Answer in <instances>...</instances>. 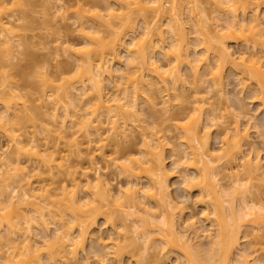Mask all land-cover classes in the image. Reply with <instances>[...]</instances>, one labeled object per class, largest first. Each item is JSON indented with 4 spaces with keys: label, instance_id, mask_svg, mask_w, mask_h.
<instances>
[{
    "label": "bare ground",
    "instance_id": "bare-ground-1",
    "mask_svg": "<svg viewBox=\"0 0 264 264\" xmlns=\"http://www.w3.org/2000/svg\"><path fill=\"white\" fill-rule=\"evenodd\" d=\"M210 2L214 3V13H220L219 16L222 17L215 16L221 25L218 23L215 25L216 21L210 23L214 17L211 16L210 18L209 14H205L200 0L189 1L185 6L190 19L193 20V27L197 28L198 36L200 35V38L198 37L200 40L197 39L199 42L197 41L198 43L195 45H203L201 51H194L195 46L187 40L184 11L180 10V4L183 3L180 0H169L170 4L167 0H101L100 3H91L89 7L82 4L87 8L79 5L81 6L77 11L79 15L76 14L79 17V22L80 20L82 22L79 24L77 19L74 22H78L77 24L80 25H78L80 28L77 26L76 30L80 31L81 37H84L82 38L84 44H77L78 42L77 45L71 44L61 38L59 40L61 42L58 41L59 44L54 46L57 51L61 50L69 58L74 59L73 63L76 64L74 69L76 67L78 71L76 70L75 77L69 78L64 76V73L71 71L69 69V71L61 72L64 75L57 74L56 76L61 77L57 78V81L61 80L60 84L48 83V80L51 81L48 76L47 78L50 79L45 80L47 86L52 84L49 86L56 89L52 93L53 96L56 95V97L54 96L55 99H49L53 105H51L53 109H50L53 111L51 114L48 113L50 117L47 116L50 121H47L46 126L41 127L43 131H47L45 135H49L47 139L44 136L47 143H40L37 131L28 133V125L35 122V116L31 108L32 105H27L26 101L21 107L17 106L19 103L17 100L24 98L23 94L15 93L17 92V85L12 84L15 87L10 85L9 88L8 85H5L6 89L4 86L0 88V104L3 107L0 108V139H5L4 146L2 147L0 144V264H44V261L45 264H92L84 252V255L87 256L80 260L78 250L84 251L89 236L97 232L95 228L99 219H104V224L111 227V233L105 240L102 237L103 234L98 235L96 239L92 236L98 250L94 249L96 253L93 251L91 257H94V261L98 262L97 264H123V255L126 253H129L131 259H134L135 264H141L139 257L148 255L150 249L155 252V249H167L166 254L168 255L174 251L178 253L174 262L168 261L165 264H180L181 262L183 264H211L215 261H217L215 264H251L252 258L249 259L248 254L246 256L241 251L238 252L240 240L242 241L245 237L243 235L241 237L240 233L243 234V227L246 232L252 230L245 235H251L250 237H253L254 241L250 240L254 243H257L255 239L259 241L262 239L259 232L264 229V202L260 200L261 198H257L259 194L256 195L257 197L255 196L256 198H252V194L253 192H255L254 194L257 193L256 189L264 188V169L259 157L251 156L250 151L246 154L248 143H251L248 135L250 129L244 125L245 128L240 126V118L234 119L233 124L231 122L226 124L227 116L223 112L220 115L217 112L219 109L216 110L209 106L208 102L206 103L205 100L195 96V100H200L197 101L198 103H194L193 110L196 112L186 117L184 121H180L179 126L182 129L181 135L179 134L181 136L180 143L178 146H171L172 165L174 168L182 167V170L176 169L177 171L170 172L165 166L166 158L164 156V146L170 145V142L164 139L165 143L161 141V138L167 134L160 135L161 131L158 134L151 131L147 132L150 125L144 121V117L141 118V121L138 116L140 110L137 109L136 101L139 96H142L145 98L142 100L147 101L148 104L146 101L145 104L149 108L151 107V110L160 107L164 110V115L171 112L168 117L167 114L165 115L167 117L165 120L173 122L176 114L175 116L172 114L169 105L170 109H168L167 103L171 101V97L169 98L171 94L168 91L170 92L169 88L171 91L175 89L176 94L173 92V95L178 96H174L175 100L182 96L177 95L178 92L180 94L177 89L180 90V86H184V78L179 69V65L184 63V65L189 66L187 68L190 69L191 67L190 70L194 71V76L201 74L200 70L203 67L205 69L203 74L206 77L208 75L209 80H207L210 87L219 92L223 91L224 67L226 64H230L233 71H239V75L237 74L239 79L241 77L243 82L250 81V84L256 86L253 90V92L257 90L254 92V94L256 93L254 99L259 101L260 108L264 111V52L262 55L264 50L260 51L259 56L258 49H255L256 45L259 47V43L264 41L260 38L261 34L264 36V9H261L262 14L259 12L260 6L264 5V0H210ZM4 4L5 0H0V38L2 37V40L0 39L2 44L0 45H6L1 50V53L3 51L2 60L5 64L8 62L11 65L18 54L22 53H18V50L24 48L22 44L24 42H20L22 37L19 40L17 38L20 33L17 36L18 34L13 31L15 30L13 27L18 26L19 21L24 18L17 17L18 14H14V12H8ZM167 4L170 5L169 8L166 7ZM58 6L56 5L57 9L55 8L54 15L59 13L61 16V11H66V6L64 5V10L61 4ZM240 14L242 20L239 18V16L241 17ZM249 15L251 17L248 18ZM62 20L64 21V18ZM83 20L89 24L85 25ZM223 20L225 24L222 23ZM96 21L100 24H97ZM247 21L251 22V24L249 22L250 26L247 25ZM135 22L142 23V27L144 26L143 34L140 32L142 37L140 36L138 41L136 39L139 36L133 38ZM246 25L248 28H244ZM100 26H108L111 31L104 35ZM166 29L170 33L172 43H167V38L164 36L167 34ZM8 31L15 34L11 33L12 37H10ZM6 32L8 33L6 34ZM130 33L132 38H129ZM14 35H16L17 42L13 38ZM257 38H260V41ZM229 39L235 40L237 43L241 41V44L244 42L245 45H248V41H253V48L246 46L247 50H238L239 54L235 57V52L229 50ZM21 40L23 41V39ZM187 41L192 45L195 54L190 53L191 46ZM244 44L243 46H245ZM121 47L126 51L127 64L123 66L122 62H118L121 65L115 67L116 63L114 62L120 61L119 50ZM250 49L254 50L253 53ZM156 54V57L158 55L164 57V62L167 63L158 62L155 59ZM200 54L201 56H199ZM212 61L214 64L211 63ZM126 67L134 69V71L125 72ZM125 76L127 77L125 78ZM123 78H125L124 83L126 81L127 83L125 88L123 87L124 91H122L121 96L106 92V85L111 84L110 86L114 89L122 84L119 82ZM51 95L46 97L50 98ZM159 97L163 100H158ZM48 98L44 97L43 103L37 109L41 111L49 107ZM90 107L93 108L91 112H89L90 110L87 111ZM216 112L219 114L218 116ZM39 114H42V111ZM44 114L48 115L47 110L44 111ZM134 117L136 121L140 119L137 124L133 120ZM116 118L122 120L121 125L118 124L119 121ZM175 120L174 127H178L176 125L178 121L176 120V123ZM105 123L114 124L110 128L113 130L112 133L116 134L112 136H116L117 140V135L126 134L125 136H128L131 127L132 129L138 127L142 129V132H146V135L142 136L143 139L141 138L143 150L140 148V156L142 158L129 157V159L117 164L115 158H112L111 162L106 155L99 154L105 169L108 170L114 163L118 170L117 175L127 179L126 185L119 186L118 189L111 188L108 174L107 180L105 177L103 178L106 173L102 175L99 172L102 167L100 168L101 161L98 160L99 158L97 159L98 153L103 152L107 146V143L104 142L105 135L103 133L107 132L104 129L107 125ZM215 125L220 129L222 127L221 130L224 131L223 137L220 132L222 147L218 150L221 151L219 154H216L210 146V129ZM128 126L130 129L127 131ZM170 130L168 129L169 132H172ZM217 132L219 133L218 129ZM26 135L31 137L28 138ZM50 136H54L53 140L55 138L59 141L63 140L61 142H64L66 148L64 146L65 149L63 147L58 149L57 143L56 145L53 144L54 148L51 147L52 140L50 139L52 137L49 138ZM78 136H81L82 140ZM42 154L46 156L44 157ZM31 156L32 158L34 156L41 158L38 166L31 168L34 169L35 175L32 177L29 175L31 171H26L24 162L21 163L24 158ZM71 157H75L76 161H72ZM59 159L61 161H58ZM83 164L86 165L83 166ZM217 168L221 174L216 171ZM241 168L242 171L239 172ZM36 169H38L37 174ZM92 170L94 172H91ZM142 171L144 175L141 174ZM241 173L245 176H242L244 177L243 180ZM218 174L222 175L221 179H227L226 183L229 179L230 182L228 183L230 188L233 185L232 189H229L228 185L220 183V179H217ZM174 175L184 184L185 190L191 191L197 187L200 195L198 198L202 200V203L205 200L204 210L202 209L203 213L201 214L207 221L209 228L203 230L207 233L206 235L203 231L200 232L211 239L209 242L211 247L208 252L207 249L206 251L203 250L204 255L201 254L202 252L198 256L193 254L191 251L193 248L191 249L190 245L191 240H188V234H186L187 229L192 227L191 232H194L193 234L197 238L198 235L201 236L195 221L188 220V226L184 224V227L181 226L182 228L177 226L178 205L169 194L166 184L168 177ZM58 176L62 178L55 179ZM33 177H39V180L33 183L30 181L32 180L30 178ZM142 179L146 182L144 183ZM45 180L51 181V183L47 181L49 185H46ZM56 181L61 185L58 184L57 188H51L52 184L57 183ZM16 183L17 185L19 183L21 188L20 185L16 187ZM18 188L20 189L18 190ZM252 188H255L254 191ZM54 189L56 191L59 189L60 194L58 191L55 193ZM248 196L251 199L248 200ZM54 197L56 198L54 199ZM223 197L227 198L223 199ZM203 198L206 199L203 200ZM46 214L49 216L47 217ZM130 221L132 224H130L131 226L128 224V227L127 223ZM188 221L184 220L183 223ZM50 223L56 225L53 227L55 232L53 231L54 234L51 235V239L50 235L45 233L50 230V225H53ZM117 223L120 225L117 226ZM120 227L124 228L123 231L119 230ZM184 228L185 230H182ZM247 228H249L248 231ZM38 229H40L39 232H37ZM128 230L132 231L133 234L129 235ZM40 232L45 236L47 235L46 238L48 239H45L48 243L45 242L44 238H42L44 241L39 243L40 238L37 235ZM42 237L44 236L42 235ZM202 239L201 241H203ZM48 240H52L53 243L51 241L49 243ZM37 243L44 244L46 248ZM260 243L262 242L260 241ZM138 245L141 248L136 251ZM93 247L95 246H92V249ZM3 248L6 252H3ZM41 253L45 255V258L41 256ZM208 253L211 254L209 257H216L217 260L214 259V261L211 257L210 259L207 256ZM178 255H181L184 261H181L182 258ZM144 257L142 256V258ZM207 258H209L208 261ZM152 260L154 261L155 258ZM152 260H149V263L153 264ZM210 260H212L211 263H209ZM263 262L257 264H263ZM156 263L161 264L162 262Z\"/></svg>",
    "mask_w": 264,
    "mask_h": 264
},
{
    "label": "rangeland",
    "instance_id": "rangeland-1",
    "mask_svg": "<svg viewBox=\"0 0 264 264\" xmlns=\"http://www.w3.org/2000/svg\"><path fill=\"white\" fill-rule=\"evenodd\" d=\"M59 1H61V2H59ZM168 1V4H170L169 3V0H167ZM183 4H180V10L181 11H184V22H185V27H186V29H185V32H186V34H188L187 35V40H189V42L192 44V45H194L195 46V48L196 49H194V51H199L202 47L201 46H203V45H201V46H197V45H195L196 43H198L199 42V38H200V35L198 36V31H196L197 30V28L195 29L193 26V24H192V21L193 20H191L190 19V17H189V14L187 13V9L185 8V6H187V2H189V1H192V0H180ZM206 1V2H205ZM96 2H101V0H5V6H6V8H7V11L8 12H10V13H13L14 12V14H18V15H16L17 17H19L20 16V18L21 17H23L24 19H22V21H19V25L18 26H15V28L13 27V29H15V30H13L16 34H18L17 36H19V33H20V36L19 37H17L18 38V40H19V38L20 37H22L21 39H23V41L20 39V42L22 43V42H24V43H22L23 44V47L24 48H22L21 50L19 49L18 51V53H20V52H22V53H20V54H18V57L12 62V64L11 65H9L8 64V62H7V64H5L4 63V60H2V55H3V51H2V53H1V50H3V48H4V46H6V45H0V88L2 87V86H4L5 87V89L7 88L5 85H8V88L10 87V85L11 86H13V87H15L14 85H12V84H16L17 86H16V88H17V92H15V93H17V94H23L24 95V98L22 99V100H17V102H19L18 104H17V106H19V107H21V105L24 103V101H26V103H27V105L29 104V105H32L31 106V108H32V110H33V115L35 116V122L33 123V124H30V125H28V128H27V131H28V133H33L34 131H37V136H38V140H40V143H47L46 142V140L44 139V136H46L45 134H47L45 131H43L42 129H41V127L42 126H46L48 123H47V121H50V120H48V118L50 117L49 115L51 114V112L53 111H51L50 109H53V105L51 104V102H50V100L51 99H55V97H56V95H54L53 96V94L52 93H54L55 92V87L54 88H52L53 86H49V85H52V84H49L48 86L45 84L46 82H45V80H48V79H50L51 78V81H49L48 80V83H55V84H60L61 83V80L60 81H57L58 79V77H60V76H56L57 74H59L60 75V73L63 71H67L68 69L69 70H71V71H69V72H67V73H64V74H62V75H64L65 77H75V73H77L76 72V67H75V69H74V66H76V64H75V62L73 63V61H74V59L72 60V58L70 57H68L67 55H65L61 50V52L60 51H57L55 48H54V46H57V45H55V44H59L61 41H59V40H61V38L63 39V40H66V42L68 41V43H71V44H76L77 42V44H79V43H82V44H84L83 43V39L82 38H84L83 36L81 37V35H79V32L76 30L80 25L79 24H81V20H80V22H79V20H78V15H79V13H77V11L79 10V7H81V6H83V5H87V7H89V5H91V3H96ZM200 2H201V5H202V9H204V11L206 12L205 14H209L210 15V18H211V16H213L214 17V20H212V22H210V23H213V21H216V23H215V25L218 23L217 22V18L215 17V16H219V14L220 13H214L215 11H214V3L213 2H210V0H200ZM63 3V4H62ZM21 4H24V5H21ZM62 5L63 6V10L65 9V6H66V11H61L62 12V15L64 16H60L59 15V13H58V15H54V13H55V10L57 9L56 8V5L58 6V5ZM83 4V5H82ZM168 4L166 5V7L167 8H169L170 7V5L168 6ZM185 4V5H184ZM264 4V3H263ZM65 5V6H64ZM79 5H81V6H79ZM104 5V4H103ZM59 7V6H58ZM83 7H86V6H83ZM86 7V8H87ZM56 8V9H55ZM264 9V5H262V6H260V9H259V12L262 14L263 13V11L262 10ZM60 12V13H61ZM79 12H81V11H79ZM201 12H203V11H201ZM66 14V17H65V14ZM78 15H77V14ZM82 13H83V11H82ZM9 14V13H8ZM76 15H77V18H75L76 17ZM241 15V14H240ZM7 16V15H6ZM68 16V17H67ZM220 17V16H219ZM248 18L249 17H251L250 15L249 16H247ZM61 18V19H60ZM64 18V21L62 20ZM67 18H68V20H67ZM216 18V19H215ZM220 18H222V17H220ZM220 18H218L220 21H222V19H220ZM239 18H240V20H242L243 18H242V15H241V17L239 16ZM77 19V21L79 22V24H77V23H75L74 21ZM105 20H106V18H105ZM117 20V19H116ZM250 20V19H249ZM84 21V20H83ZM99 21V20H98ZM138 22H139V20H137ZM136 21V22H137ZM210 21V20H209ZM219 21V22H220ZM85 22V21H84ZM100 22V21H99ZM97 23V21H96V23L97 24H100V23ZM135 22V28H134V33H133V38H134V36L136 37H138V39H136L137 41L138 40H140V36H141V33L140 32H142V34H143V31H144V26L142 27V23H136ZM141 22V21H140ZM250 22V21H249ZM249 22L247 21V25H249L250 26V24H251V22H250V24H249ZM75 23V25H72V24H74ZM87 23L88 22H85L84 24L85 25H87ZM222 23H224V20H223V22ZM241 23H242V21H241ZM89 24V23H88ZM219 25H221V22L220 23H218ZM217 24V25H218ZM225 24V23H224ZM79 25V26H78ZM103 25H105V24H103ZM247 25H246V27H244V28H248L247 27ZM75 26H76V28H75ZM78 26V27H77ZM101 27V30H102V33L104 34V35H106L108 32H110L111 31V29L108 27V26H100ZM108 27V28H107ZM80 28V27H79ZM218 29H219V26H218ZM81 30V29H80ZM248 30V29H247ZM83 32H84V30H82ZM88 31V30H87ZM86 31V32H87ZM90 31V30H89ZM9 32V33H8ZM8 32H6V34L8 33L9 34V36L10 37H12V34H15V33H13V32H11V31H8ZM165 32H167V29L165 30ZM247 33H248V31H246ZM12 33V34H11ZM11 34V35H10ZM82 34V33H81ZM89 34V33H88ZM110 34V33H109ZM135 34V35H134ZM140 34V35H139ZM83 35V34H82ZM262 35V34H261ZM260 35V38H262L263 40H264V36H261ZM264 35V34H263ZM8 36V37H9ZM15 37H13L14 38V40L17 42V38H16V35H14ZM108 36V35H107ZM164 36H165V38H167V43H169V42H171L172 41V39H171V36H170V33H168L167 32V34L165 35L164 34ZM106 37V36H105ZM108 37H110V36H108ZM107 37V38H108ZM136 37V38H137ZM142 37V36H141ZM199 37V38H198ZM2 38V37H1ZM0 38V39H1ZM4 38V37H3ZM65 38V39H64ZM129 38H132L131 37V33H130V36H129ZM260 38H257L258 39V41H260L259 39ZM58 39V40H57ZM170 39H171V41H170ZM197 39H199V40H197ZM2 40V39H1ZM0 40V41H1ZM4 40H5V38H4ZM13 40V41H14ZM55 40H56V42H55ZM85 40V39H84ZM130 40V39H129ZM249 40H251V39H249ZM58 41H59V43H58ZM86 41V40H85ZM198 41V42H197ZM230 41V42H229ZM229 41H228V47H229V50L231 51V52H235L234 53V56L235 57H237V55L239 54L238 52L239 51H243V50H247V48H246V46L248 47V48H253L252 46H253V41L251 42V41H248L247 42V44L249 45H245L244 44V42L241 44L240 42L241 41H238V43H237V41H235V40H231V39H229ZM19 42V41H18ZM188 42V41H187ZM188 42V44H190ZM263 43H259V47L256 45V47H255V49L257 50V51H259V52H257V51H255V52H257V53H259V56H260V51H262V50H264V41H262ZM172 43V42H171ZM236 43V44H235ZM250 43H252V44H250ZM0 44H2L1 42H0ZM76 44V45H77ZM189 45V46H191V50H190V53L191 52H193V47H192V45ZM200 44V43H199ZM238 44H239V46H238ZM241 44V45H240ZM243 44L245 45V46H243ZM24 45H26V46H24ZM169 45H171V44H169ZM255 45V44H254ZM166 46H168V45H166ZM197 46V47H196ZM261 47V48H260ZM244 48V49H243ZM246 48V49H245ZM121 50H119V54H120V56H119V58H120V61H117V62H114V63H116L114 66L115 67H118L119 65H121V64H123V66H126V64H127V61H126V51H125V49L124 48H120ZM242 49V50H241ZM125 52H124V51ZM239 50V51H238ZM249 50V49H248ZM251 50V52L252 51H254L253 49H250ZM201 51V50H200ZM58 52H60V53H58ZM254 52V53H255ZM263 52L264 51H262V55H263ZM194 54H195V52H193ZM201 53V52H200ZM232 53V54H233ZM237 53V54H236ZM253 53V52H252ZM158 54V53H157ZM157 54L155 55V59H157V61L158 62H161L162 63V61L164 62V57H162L161 55H158V57H156L157 56ZM258 55V54H257ZM199 56H201V54L199 55ZM199 56H198V58H199ZM4 57V56H3ZM211 57H212V55H211ZM210 57V59L212 60V58ZM163 58V59H162ZM4 59V58H3ZM165 59H166V57H165ZM6 61V60H5ZM118 62H122L121 64H119ZM113 63V64H114ZM164 63H167V62H164ZM163 63V64H164ZM195 63V62H194ZM211 63H213L214 64V61H212ZM75 64V65H74ZM185 64V63H184ZM184 64H182V65H179V69H180V73H181V75H182V77L184 78L183 80H184V86H180L181 88H180V90L179 89H177L178 91H180V94H179V92L177 93V95H182V96H179L180 98H177L176 100H175V97H178V96H175V95H173L174 93L173 92H175V89L173 90V91H171V88H169V90H170V92L168 91V93L169 94H171V96L169 95V98H170V100L172 101V103H171V101H170V103L168 102L167 103V106L169 105L170 107H171V111H172V114L175 116V114H176V116H175V118H176V120L178 121V123H177V121L175 120V118H174V120L176 121V125H178V127H174L175 126V123H174V120H173V122L172 121H169V120H165L167 117H168V115H170L171 114V112H168V113H166L167 114V117L164 115V110L163 109H161L160 107L159 108H155V109H153V110H151L146 104H145V101H143L145 98H143L142 96H139V99L136 101V103H137V109H139L140 111V115H138L139 117H140V119L142 118V117H144V121L145 122H147L148 123V125H150L149 126V128H148V131L147 132H153L154 134L155 133H159V131H161V133H160V135L161 134H167V135H164L162 138H161V141H169L170 142V145L169 144H167V146L169 145V147H167L166 145L164 146V156H165V161H166V163H165V166H166V168H168L167 170L168 171H170V172H172L173 170L174 171H179V170H182V167H176V168H174V166L172 165V162L171 161H173L172 159V154H171V146H178L179 145V139H180V137L181 136H179V134L181 135V132H182V129H181V127L179 126L180 125V121H184L185 120V118L186 117H188V116H191V115H193L196 111H194L193 110V106H194V103L196 104V103H198L199 101L198 100H195L197 97H200L201 98V100H205L204 102H208V105L209 106H211V107H213V108H215L216 110L217 109H219V111H217L220 115L222 114V112L227 116L226 117V119L227 120H225V121H227V123L226 124H228V123H232V121L233 122H235L234 121V119H237V118H240L239 120H240V126L241 127H248V129H250V130H248L249 131V140H250V142L251 143H248L247 145H248V149H246V147H245V149H246V151L248 150V152H246V154H248V153H250L251 152V156H253V157H259V159H260V161H261V164H262V168L264 169V111L262 110V108H260V103H259V101H257L256 100V98L254 99V96H255V94H254V92L255 91H257V90H255L254 92H253V90L255 89V87L256 86H254V84H250V81H248V79L246 80L245 79V76H243V78L246 80V81H248V82H243V79H241V77H240V79H239V71H237V72H235V71H233L232 70V66L230 65V64H226L225 65V67H224V74H223V77H224V80L222 79V83L224 82V85H222V92H219V91H216L214 88H211L210 87V83H209V79H208V75H207V77L206 76H204V74H203V72H205V69L202 67V69L200 70V73L201 74H199L198 76L196 75V76H194V74H193V70H190L191 69V67H190V69L189 68H187V67H189V66H186V65H184ZM118 65V66H117ZM114 67V68H115ZM78 71V70H77ZM129 72V73H131V72H133L134 71V69H131V68H127L126 67V71L125 72ZM117 73V72H116ZM126 74V73H125ZM193 74V75H192ZM238 74V75H237ZM206 75V74H205ZM241 75V74H240ZM47 76L48 77H50V78H47ZM55 76H56V78H55ZM44 77V78H43ZM63 77V76H62ZM127 76H125V78H126ZM46 78V79H45ZM61 78V77H60ZM125 78H123V79H121L122 81H120L119 83H122V84H120L119 86H117L116 88H114L113 89V87L112 86H110L108 83V85H106V92H108L109 94H111V93H116V95L118 94V96H121L122 95V91H124L123 89L125 88V86H126V83H127V81H126V83H124V79ZM208 79V80H207ZM56 82H55V81ZM127 80V79H126ZM242 81V82H241ZM248 83V84H247ZM117 84V83H116ZM118 85V84H117ZM170 85V84H169ZM169 85H168V87H169ZM243 85L245 86L244 88H243ZM116 86V85H115ZM171 86V85H170ZM247 86V87H246ZM3 87V88H4ZM108 87V88H107ZM124 87V88H123ZM172 87V86H171ZM250 87V88H249ZM252 87H254L253 89H252ZM16 88H14V89H16ZM8 90V89H7ZM221 91V90H220ZM9 93H10V91H9ZM52 94V95H51ZM164 94V93H163ZM175 94H176V92H175ZM7 94H5V96H6ZM22 95V96H23ZM51 95V97L50 98H48L49 96ZM115 95V94H114ZM173 95V96H172ZM8 96V95H7ZM42 96H44L45 98H48V101L50 102V106H51V108H50V106L49 107H47L45 110L43 109V110H41L42 111V114H39V113H41V111L39 110V109H37L38 108V106L41 104V103H43L42 102V99H43V101H44V97L42 98ZM46 96H48V97H46ZM175 96V97H174ZM195 96H196V98H195ZM9 97V96H8ZM8 97H6V98H8ZM174 98V99H173ZM203 98V99H202ZM50 99V100H49ZM53 99V100H54ZM143 99V100H142ZM158 100H163V99H160V97L158 98ZM157 100V101H158ZM143 101V102H142ZM198 101V102H197ZM55 102V101H54ZM54 102H53V104H54ZM159 102V101H158ZM143 103V104H142ZM146 103H147V101H146ZM14 104V103H13ZM139 104V105H138ZM148 104V103H147ZM3 105V104H2ZM13 106V105H12ZM14 106H15V104H14ZM139 106V107H138ZM150 106V105H149ZM169 106H168V109H170L169 108ZM198 106V105H197ZM158 107V106H157ZM173 107V108H172ZM196 107V106H195ZM0 108H3L2 106H1V104H0ZM91 108V109H90ZM90 108H88L87 109V111L88 110H90L89 112H91V110L93 109L92 107H90ZM37 109V110H36ZM1 110V109H0ZM47 110V114L48 113H50V114H48V115H46V114H44V111H46ZM162 112H161V111ZM139 112H138V114H139ZM217 112H216V114H217ZM206 113H207V111H206ZM204 114V113H203ZM219 114H217V116L219 115ZM33 116V117H34ZM47 116H49V117H47ZM172 116V115H171ZM206 116V115H205ZM237 116V117H236ZM166 117V118H165ZM120 118V117H119ZM136 118H137V116H136ZM136 118L134 117V119L133 120H135L136 121ZM169 118H172V117H169ZM116 119H118V118H116ZM139 119V118H138ZM140 119L139 120H137V121H140ZM34 120V119H33ZM32 120V121H33ZM132 120V121H133ZM118 124L120 123V125H121V121L118 119ZM137 121L135 122V124H137ZM141 121H142V119H141ZM206 123H208L207 121H205ZM220 122V121H219ZM139 124H140V122H138ZM147 123H146V125H147ZM171 123V124H170ZM105 124H107V123H105ZM104 124V125H105ZM117 124V123H116ZM117 124V125H118ZM144 124V123H143ZM174 124V125H173ZM233 124V123H232ZM27 125V124H26ZM103 125V126H104ZM108 125H109V127H108ZM114 124H107V125H105V127H104V129L107 131V132H103L104 133V135L106 136H104V142H105V144L107 145L106 146V149H104V151L103 152H101V153H98V157H97V159L98 160H100L101 159V157H100V155L103 153L104 155H106L107 156V158H110V160L112 159V158H115V161H116V163L117 164H120V163H122L123 161H125L126 159H129V157H131V158H133L134 156L135 157H137V158H140L141 156V152H140V148H141V138H142V136L143 135H146V132H142V129L141 128H138L137 127V125H135L137 128H133L132 129V127H131V129H130V127L128 126V128H127V131H128V136H125V135H123V136H119V135H117L118 136V140H117V137L116 136H112V135H116V134H114V132L112 133V128H110V126H113ZM133 125V124H132ZM142 125V124H141ZM141 125H138V126H141ZM244 125V126H243ZM134 126V127H135ZM171 126V127H170ZM219 126H222V125H219ZM214 127V126H213ZM212 127V129H210V133H211V136H210V146H211V148H212V150L216 153V154H219L221 151H218L219 149H221V147H222V144H221V135H222V137H223V132H222V127H221V129H220V127H218V126H216L215 125V127L213 128ZM218 127V128H217ZM244 127V128H245ZM147 128H146V130H147ZM134 129H136V130H134ZM168 129H171L170 131H172V132H169L168 131ZM181 129V130H180ZM217 129H218V131H219V133L217 132ZM109 130V131H108ZM123 130V129H122ZM145 130V129H144ZM224 130V129H223ZM68 131V130H67ZM165 131V132H164ZM166 131H168V133H166ZM123 132V131H122ZM125 132V131H124ZM123 132V133H124ZM178 132H180V133H178ZM220 132H221V135H220ZM126 133V132H125ZM143 133H145V134H143ZM217 133V134H216ZM149 134V133H148ZM151 134V133H150ZM153 134V135H154ZM219 134V135H218ZM29 135H31V134H29ZM219 137H218V136ZM28 138H30L31 136H28V135H26ZM36 136V137H37ZM49 136V135H48ZM48 136H46L45 138L47 139L48 138ZM178 136H179V138H178ZM52 137V139H50V140H52L51 141V147H53L54 148V145H56V143L58 144V145H56V147L58 146V149L60 148V149H62V147L64 148V142H61V141H63V140H61V141H59V140H56V138H55V140H53L54 139V136H50L49 138H51ZM79 138H81V140H82V137L81 136H78ZM106 138H107V140H106ZM115 138V139H114ZM143 139V138H142ZM164 139V140H163ZM1 141V145H2V147L4 146V144H5V139H0ZM49 140V139H48ZM49 140V141H50ZM78 140H80V139H78ZM80 140V141H81ZM165 141H164V143H165ZM168 142V143H169ZM50 144V143H49ZM54 144V145H53ZM65 144H67V142L65 141ZM109 144V145H108ZM59 145H60V147H59ZM56 147H55V149H56ZM53 148H51V149H53ZM65 148H66V146H65ZM64 148V149H65ZM94 148H96V147H94ZM244 149V150H245ZM141 150H143L142 148H141ZM114 151V152H113ZM115 151H116V153H115ZM250 151V152H249ZM43 152H45V151H43ZM66 154V153H65ZM100 154V155H99ZM180 154H181V152H180ZM44 157L46 156L45 154H42ZM143 155V154H142ZM41 156V155H40ZM40 156H38V157H40ZM58 157V156H57ZM134 157V158H135ZM28 158H30V159H28ZM43 158V157H42ZM60 158V157H59ZM142 158V157H141ZM172 158V159H171ZM176 158H178V157H176ZM179 158H180V156H179ZM25 159H28L27 161L25 160ZM41 158H36V156H34V158H32V156L31 157H26V158H24L23 160L24 161H21V163L22 162H24V164L23 165H25V167H26V171H28L29 170V172L31 173H29V175H31V177H32V175H34V169H31L33 166L35 167H37L38 166V162L40 161L41 162V160H40ZM61 159V158H60ZM58 160V161H61V160ZM71 160L72 161H76L75 160V157H71ZM70 160V161H71ZM109 160V161H110ZM253 160H254V158H253ZM101 161V160H100ZM107 161H108V159H107ZM241 161V160H240ZM240 161H238L239 163H240ZM111 162H112V160H111ZM237 162V163H238ZM57 163V162H56ZM73 163H75V162H73ZM77 163V162H76ZM186 164H187V162H186ZM84 165H86V164H83V166ZM100 168L102 167L103 169H105V167H103L102 165H104L103 164V162L101 161L100 162ZM116 164H112V166L111 167H109V169L107 170V169H105V170H103L102 168L100 169V173L103 175L104 173H106V174H104V176H103V178L105 177V179H107L108 177H107V174H108V176H109V180H110V182H111V184H110V186H111V188H113V189H118L117 187H119V186H124V184L126 185V178L124 177V176H121V175H117V173H118V170H117V168H116V166H115ZM233 165H235V164H233ZM105 166V165H104ZM33 167V168H34ZM171 168H174V169H171ZM219 168V167H218ZM217 168V170L216 171H219V169ZM222 168V167H221ZM177 169V170H176ZM223 169V168H222ZM240 169V168H239ZM37 170L38 169H36V174H37ZM56 170V169H55ZM54 170V171H55ZM106 171V172H105ZM215 171V172H216ZM242 171V168H241V170H239V172H241ZM91 172H94V170H92ZM141 172V171H140ZM190 173H191V171H189ZM220 172V174H221V171H219ZM238 172V173H239ZM56 173L58 174V172L56 171ZM144 172L142 171V173L141 174H143ZM56 174V175H57ZM92 174V173H91ZM179 174V173H178ZM220 174H218L219 176L217 177V179L219 178L220 179V183L222 184V185H224V184H226V185H228V187H229V189H232V187H233V185L231 186V188H230V186H229V183L228 182H230L229 181V179H228V184L226 183V181H227V179L225 180H223V179H221V176L222 175H220ZM29 175H27V176H29ZM106 175V176H105ZM144 175V174H143ZM142 175V176H143ZM35 176V175H34ZM37 176H39V175H37ZM41 176H43V175H41ZM48 176V175H47ZM46 176V177H47ZM141 176V177H142ZM176 175H174V176H170V177H168V180H166L167 181V185H168V190H169V194L172 196V198L175 200V202H176V204L178 205V208H177V212L178 213H176V217H177V223L179 224H177V226L178 227H180V228H182V227H184L183 225L184 224H187V226H188V223H189V221H195V224H196V226H197V229H199L198 231L200 232V231H203L204 229H208L209 227H208V223H207V221H205V219L202 217V214L201 213H203L202 212V209L204 210V203H205V200L204 199H206V198H203V200H204V203H202L201 201V199L200 198H198V195H199V191H198V188L197 187H195V189H193V190H191V191H188L187 189L185 190L184 189V184H182V182H181V180H179L177 177H175ZM242 176H244V175H242V173H241V179L242 178H244V177H242ZM45 177V176H44ZM59 177V176H58ZM55 178V179H57V180H59L60 178H62L61 176L59 177V178ZM29 178V177H28ZM125 178V179H124ZM143 178H144V176H143ZM240 178V177H239ZM30 179H32V180H30L31 182H36L37 180H39V177H33V178H30ZM42 179V178H41ZM47 179H48V177H47ZM218 179V180H219ZM108 180V179H107ZM243 180V179H242ZM48 181V180H47ZM46 180L44 181V183L46 184V185H49V183H51V181H48L47 182ZM55 181V180H54ZM142 181L145 183L146 181L144 180V179H142ZM57 183L55 184L54 183V185L52 184V187H51V185H50V187L51 188H54V187H56L59 183H58V181H56ZM232 184V183H231ZM230 184V185H231ZM18 185H20L19 183H18ZM17 185V183H16V187L18 186ZM32 185H34V184H32ZM36 185V184H35ZM61 184H59V186H60ZM12 186H14L13 185V183H12ZM11 186V187H12ZM33 187V186H32ZM58 187V186H57ZM56 187V188H57ZM20 188H21V185H20ZM20 188H18V190L20 189ZM120 188V187H119ZM197 188V189H196ZM257 188V187H256ZM253 189V188H252ZM255 189V188H254ZM254 189H253V191H254ZM262 189V190H261ZM259 188L258 190L256 189V194H254L255 192H253V196H252V198L253 197H255L256 195H258V197L257 198H261L260 200L262 201V202H264V188ZM59 190V189H58ZM57 190V191H58ZM54 191H55V193L57 192L55 189H54ZM114 191V190H113ZM60 191H58V193H59ZM60 194V193H59ZM122 195V194H121ZM58 196H60V195H58ZM200 196V195H199ZM255 197V198H256ZM56 197H54V199H55ZM227 197H223V199H226ZM199 199H200V201H199ZM249 199H251V197L249 198V196H248V200ZM146 200V199H145ZM147 201V200H146ZM207 204V203H206ZM263 204V203H262ZM227 205V204H226ZM47 215V217L49 216L48 214H46ZM46 217V218H47ZM121 219V218H120ZM119 219V220H120ZM104 219H99V222H98V224H97V226H96V228H95V231H97V232H94V234L92 235L93 237H95V239H96V237L98 236V235H101V234H103L102 235V237H103V239L105 240V239H107L108 237L107 236H109L110 235V231H111V227L110 226H107V224H104V221H103ZM180 220V221H179ZM182 220V221H181ZM188 221L187 223H183V221ZM51 221V220H50ZM118 222V221H117ZM129 222V221H128ZM180 223H183V224H181L180 225ZM50 224H53V223H50ZM118 224V225H117ZM116 225L117 226H119L120 225V223H117ZM130 225V224H132V222L130 221V223H127V225ZM204 224V225H203ZM110 225V224H109ZM129 225H128V227H129ZM56 225H50V230H48V231H50V232H45L47 235H50L49 237H50V239L52 238V234H54V229H53V227H55ZM131 226V225H130ZM182 226V227H181ZM186 226V225H185ZM204 226H206L205 228H204ZM52 227V228H51ZM110 227V228H109ZM127 227V228H128ZM208 227V228H207ZM121 228V227H120ZM179 228V229H180ZM187 228H189V227H187ZM186 228V229H187ZM191 228L192 227H190L189 228V230L187 229V231H186V234H188L187 236H188V240H191L190 241V245H191V249L193 248V250H191V251H193V254H197V256H198V254L199 253H201L202 255H204L203 254V250L205 249V251H206V249H207V252L208 251H210V250H208V249H210V247L211 246H209V242L211 241V239L210 238H208V237H206L205 235L207 234V233H205L204 231V233H205V235L203 234V232H200L201 233V236H199L198 235V238L195 236V234H193L194 232H191ZM123 227L121 228V229H119V230H122L123 231ZM131 229V228H130ZM202 229V230H201ZM242 229H243V234L242 233H240V236L241 235H243V239H242V241L240 240V246H239V251L238 252H242L243 254H246V256H248V258L249 259H251L250 261H251V264H257L258 262H263L264 261V229L262 230V232H259V234H260V237L262 236V239L260 240L262 243H260V241L259 240H257V239H255L256 241H257V243L255 244L253 241V237L251 238L249 235L248 236H246L245 234H247L248 232H251L252 230H249V228H247V231L248 232H246L245 230L246 229H244L243 227H242ZM39 230L40 229H38V231L37 232H39ZM182 230H185V228L184 229H182ZM194 230V229H193ZM192 230V231H193ZM54 231V232H53ZM99 231V232H98ZM129 231V235H132L133 233H132V231L130 232V230H128ZM214 231V230H213ZM212 231V232H213ZM188 232V233H187ZM198 232V234H200ZM207 232V231H206ZM211 232V233H212ZM246 232V233H245ZM100 233V234H99ZM126 233V232H125ZM124 233V234H125ZM214 233V232H213ZM212 233V234H213ZM38 234V233H37ZM109 234V235H108ZM123 234V233H122ZM127 234V235H128ZM203 234V235H202ZM258 234V235H259ZM42 235L44 236V237H42ZM46 235V236H47ZM52 235V236H51ZM121 235V234H120ZM197 235V234H196ZM40 239H39V243H41L40 241H44L45 240V242L47 241L46 239H48V238H46V236L42 233V232H40L38 235H37ZM92 236H89V238L87 239V243H86V247H85V249H84V251H82L81 249H79L78 250V254H79V256L81 257L80 258V260L82 259V257H84V256H87L88 255V257H89V259H90V262L92 263V264H97L95 261H94V257H91L92 255H93V253L95 252L94 251V249L95 250H98L97 249V244H96V242H95V244H94V242H93V240H94V238H92ZM105 236V237H104ZM122 236V235H121ZM204 236L207 238H205L204 239ZM213 236H214V234H213ZM124 237V236H123ZM197 239H196V238ZM242 237V236H241ZM259 237V238H260ZM36 238V237H35ZM42 238H44V240H42ZM46 238V239H45ZM191 238H193V239H191ZM203 240V241H201V239ZM38 239V238H37ZM253 240V241H251V240ZM36 240V239H35ZM55 240V239H54ZM122 240V239H121ZM209 240V241H208ZM213 240V239H212ZM37 241V240H36ZM49 241V240H48ZM51 241V243H53V241L52 240H50ZM50 241H49V243H50ZM252 243H251V242ZM259 241V242H258ZM38 242V241H37ZM128 242V241H127ZM138 242H140V241H138ZM138 242H137V244H138ZM205 242V243H204ZM208 244H207V243ZM250 242V243H249ZM43 243V242H42ZM46 243H48V242H46ZM141 243V242H140ZM139 243V244H140ZM38 244V243H37ZM121 244L123 245V243L121 242ZM125 244V243H124ZM136 244V245H137ZM195 244V245H194ZM204 244H205V246H204ZM39 246L41 245V247H45L44 246V244H38ZM47 245V244H46ZM192 245H193V247H192ZM199 245H201L200 247H199ZM207 245V246H206ZM92 246H95V247H93V249H92ZM197 246V247H196ZM195 247V248H194ZM205 247V248H204ZM209 247V248H208ZM46 248V247H45ZM137 249H136V251L138 250L139 251V249L138 248H141V247H139V245H138V247H136ZM4 249V248H3ZM197 249H202V251H197ZM156 250V252L154 251V250H152V249H150V253L147 255V254H145V257H144V255H142L144 258H142V256L141 257H139V258H141V264H151V263H149V260H152V259H154L155 258V260H156V262H162L161 264H163V262H164V264L165 263H168V261L169 262H174L175 261V257H177V252L176 251H174V252H171V254H166V250L167 249H164V250H160V249H155ZM157 250H159V251H157ZM194 250H195V252H194ZM5 251V249L3 250V252ZM45 251H47V250H45ZM45 251H44V253H45ZM80 251V252H79ZM82 251V252H81ZM94 251V252H93ZM142 251V250H141ZM140 251V252H141ZM6 252V251H5ZM85 254H87V255H84V253ZM12 253H14L13 251H12ZM96 253V252H95ZM138 254H139V252H137ZM142 253V252H141ZM140 253V254H141ZM236 253V252H235ZM144 254V253H143ZM201 254H199V255H201ZM238 254V253H237ZM248 254V255H247ZM209 255H211L210 253H208L207 254V256L209 257ZM236 255V254H235ZM250 255H251V257H250ZM41 256L43 257V258H45V255L43 254L42 255V253H41ZM130 255H129V253H126L125 255H123V261H122V263L123 264H128L129 262L131 263V264H135L134 262V259H131L130 257H129ZM140 256V255H139ZM179 256V255H178ZM181 256V255H180ZM179 256V257H180ZM205 257H206V254H205ZM211 258H212V256H210ZM209 257V258H210ZM236 257V256H235ZM85 258V257H84ZM181 258H182V256H181ZM209 258H207V261H208V259ZM210 258V259H211ZM122 259V258H121ZM143 259H144V263H143ZM206 259V258H205ZM213 260L214 259H216V257L214 258H212ZM132 260V261H131ZM155 260L153 261L152 260V262H154L153 264H157L156 262H155ZM217 260V259H216ZM44 261V260H43ZM181 261H184V258H182V260ZM211 261L212 260H210V262L209 263H211ZM215 261V260H214ZM217 261H215V263H216ZM253 262V263H252ZM129 263V264H130ZM180 263V262H179ZM182 264H183V262H181ZM180 263V264H181ZM208 263V262H207ZM214 262L213 263H211V264H215ZM44 264H45V261H44ZM58 264H60V263H58ZM100 264V263H99ZM263 264H264V262H263Z\"/></svg>",
    "mask_w": 264,
    "mask_h": 264
}]
</instances>
